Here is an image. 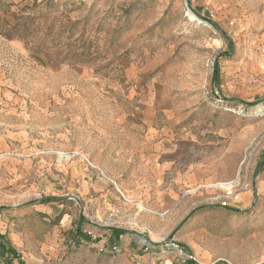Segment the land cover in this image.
Instances as JSON below:
<instances>
[{"label":"rangeland","instance_id":"rangeland-1","mask_svg":"<svg viewBox=\"0 0 264 264\" xmlns=\"http://www.w3.org/2000/svg\"><path fill=\"white\" fill-rule=\"evenodd\" d=\"M0 236V264H264V0H0Z\"/></svg>","mask_w":264,"mask_h":264},{"label":"crops","instance_id":"crops-1","mask_svg":"<svg viewBox=\"0 0 264 264\" xmlns=\"http://www.w3.org/2000/svg\"><path fill=\"white\" fill-rule=\"evenodd\" d=\"M155 166H154V170H156L157 168H159L160 167V164L159 163H156V164H154ZM79 230V231H78ZM111 230V231H110ZM76 232H78V233H80L81 232V227L78 225L77 226V231ZM103 233L101 234V237H100V239L98 240L99 242H101L102 244H104L105 242L106 243H108L109 242V240H110V238L108 239L106 236H109L110 237V233L112 232V233H117V231H114L113 230V228H103V231H102ZM105 232L107 233V235H105ZM81 234V233H80ZM3 239H4V237H1L0 236V242H3ZM96 257H98V256H96Z\"/></svg>","mask_w":264,"mask_h":264},{"label":"built area","instance_id":"built-area-1","mask_svg":"<svg viewBox=\"0 0 264 264\" xmlns=\"http://www.w3.org/2000/svg\"><path fill=\"white\" fill-rule=\"evenodd\" d=\"M178 257L180 260H182L183 262H187L188 261V257H186L183 252L180 250Z\"/></svg>","mask_w":264,"mask_h":264},{"label":"trees","instance_id":"trees-1","mask_svg":"<svg viewBox=\"0 0 264 264\" xmlns=\"http://www.w3.org/2000/svg\"><path fill=\"white\" fill-rule=\"evenodd\" d=\"M214 25H216V23L215 22H212ZM217 26V25H216ZM215 75H216V78L218 77V75H219V66H216V68H215ZM79 231V230H78ZM114 231H117V230H114ZM120 232V231H119ZM81 233V232H80ZM188 264H193V263H189L188 262Z\"/></svg>","mask_w":264,"mask_h":264}]
</instances>
